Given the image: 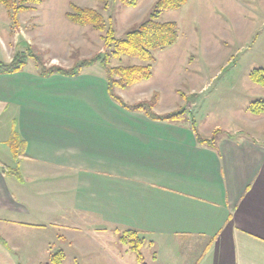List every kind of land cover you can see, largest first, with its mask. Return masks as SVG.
<instances>
[{
	"label": "crops",
	"instance_id": "obj_1",
	"mask_svg": "<svg viewBox=\"0 0 264 264\" xmlns=\"http://www.w3.org/2000/svg\"><path fill=\"white\" fill-rule=\"evenodd\" d=\"M196 124L224 133L201 144L190 120L121 107L102 70L0 73V144L22 142L17 167L0 151V264H49L64 242L90 264H141L129 229L146 264H264V140Z\"/></svg>",
	"mask_w": 264,
	"mask_h": 264
},
{
	"label": "rangeland",
	"instance_id": "obj_2",
	"mask_svg": "<svg viewBox=\"0 0 264 264\" xmlns=\"http://www.w3.org/2000/svg\"><path fill=\"white\" fill-rule=\"evenodd\" d=\"M155 2L138 0L136 6L129 7L121 0H42L15 17L0 3V61L10 63L28 46L42 54L45 66L71 68L77 60L107 50L104 31L66 17L72 3L100 11L108 25L114 26L115 36L121 38L147 19ZM161 19L178 23L176 43L155 51L149 80L117 88L118 95L136 103L151 101L156 93L154 111L159 114L186 108L199 128L204 122L211 127L228 123V127L252 129L253 135L264 140V115L258 117L248 109L252 102L264 99V86L250 78L253 69L264 68V0H188L180 9L165 10ZM143 63L128 55L112 60L113 65ZM88 69L104 72L99 64ZM24 70L39 72L35 58H28ZM0 151L9 154L8 162L0 156L8 165L17 167L7 143L0 144ZM62 249L65 258L61 264H90V257L79 254L74 245L64 242ZM144 254L148 259L147 249ZM15 257L20 260L16 264H22L20 255ZM34 257L35 262L27 264H42L41 256Z\"/></svg>",
	"mask_w": 264,
	"mask_h": 264
},
{
	"label": "trees",
	"instance_id": "obj_3",
	"mask_svg": "<svg viewBox=\"0 0 264 264\" xmlns=\"http://www.w3.org/2000/svg\"><path fill=\"white\" fill-rule=\"evenodd\" d=\"M105 3L107 0H100ZM42 0H0L15 17L20 11L34 9L35 5L41 3ZM122 4L129 7L136 6L138 0H121ZM188 0H156L147 19L143 20L125 36L118 38L115 36V29L112 24L107 23L104 15L97 9L79 6L74 3L70 5L71 10L66 13V17L73 23L81 25H91L97 30L104 31L105 52H98L90 58L77 60L71 68L61 66H45L42 54L34 53L28 46L24 51H18L14 59L10 63L0 61V73H15L25 68L28 58H35L39 67V73L48 77L54 74L65 76H76L81 74L85 68L99 64L105 72L108 83V92L111 98L119 103V105L127 110L143 112L149 118L167 122L191 121L192 129L197 140L201 144L210 146L215 145L219 135L224 132L221 129L214 130L210 138L203 137L194 118L189 117L186 108H179L167 113L159 114L154 111L157 104L158 94H154L151 101H138L136 103H128L123 97L118 95L117 88H128L136 83L149 80L152 77V63L156 60L155 51L165 49L178 39V23L174 20H162L161 16L165 10L180 9ZM128 55L145 62L143 64H117L113 65V59H120L122 56ZM250 78L254 83L264 86V68H255L250 73ZM187 97L185 94H183ZM249 111L255 115L264 112V99L252 102ZM15 156L20 155L22 142L18 134L14 131L8 141ZM2 169L11 170L6 165L0 164ZM19 174V173H17ZM120 241L127 245L137 257L141 264L145 263L143 247L146 243L145 238L139 235V232L133 229L120 231ZM65 254L59 250L52 253L49 264H61Z\"/></svg>",
	"mask_w": 264,
	"mask_h": 264
}]
</instances>
